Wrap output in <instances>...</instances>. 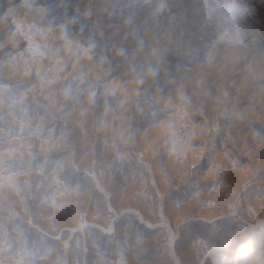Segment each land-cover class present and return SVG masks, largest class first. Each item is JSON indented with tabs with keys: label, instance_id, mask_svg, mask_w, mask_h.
Listing matches in <instances>:
<instances>
[{
	"label": "rangeland",
	"instance_id": "obj_1",
	"mask_svg": "<svg viewBox=\"0 0 264 264\" xmlns=\"http://www.w3.org/2000/svg\"><path fill=\"white\" fill-rule=\"evenodd\" d=\"M264 264V0H0V264Z\"/></svg>",
	"mask_w": 264,
	"mask_h": 264
},
{
	"label": "bare ground",
	"instance_id": "obj_2",
	"mask_svg": "<svg viewBox=\"0 0 264 264\" xmlns=\"http://www.w3.org/2000/svg\"><path fill=\"white\" fill-rule=\"evenodd\" d=\"M183 264V263H182Z\"/></svg>",
	"mask_w": 264,
	"mask_h": 264
}]
</instances>
